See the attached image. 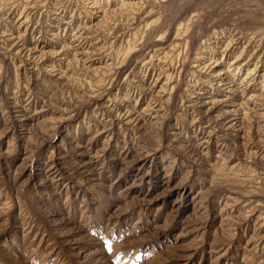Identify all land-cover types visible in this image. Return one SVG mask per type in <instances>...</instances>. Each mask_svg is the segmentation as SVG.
<instances>
[{"label":"rangeland","instance_id":"1","mask_svg":"<svg viewBox=\"0 0 264 264\" xmlns=\"http://www.w3.org/2000/svg\"><path fill=\"white\" fill-rule=\"evenodd\" d=\"M0 264H264V0H0Z\"/></svg>","mask_w":264,"mask_h":264},{"label":"bare ground","instance_id":"2","mask_svg":"<svg viewBox=\"0 0 264 264\" xmlns=\"http://www.w3.org/2000/svg\"><path fill=\"white\" fill-rule=\"evenodd\" d=\"M263 58V57H262ZM261 59V58H260ZM262 60V59H261Z\"/></svg>","mask_w":264,"mask_h":264}]
</instances>
